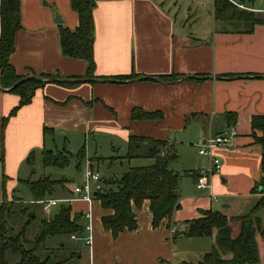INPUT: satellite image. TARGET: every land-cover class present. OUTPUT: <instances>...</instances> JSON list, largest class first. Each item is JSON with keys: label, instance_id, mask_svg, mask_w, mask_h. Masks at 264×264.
<instances>
[{"label": "crops", "instance_id": "crops-1", "mask_svg": "<svg viewBox=\"0 0 264 264\" xmlns=\"http://www.w3.org/2000/svg\"><path fill=\"white\" fill-rule=\"evenodd\" d=\"M213 1L97 0L93 11L94 82L69 87L47 83L36 90L29 104L20 108L16 95L0 89V206L13 198L33 203L28 189L29 194L19 191V185L21 180H31L34 174L27 163L29 155L33 153L35 158L41 152L42 157L49 139L52 144L58 139L62 151L72 156L70 164L71 160L76 162L74 156L82 149L84 158L80 166L84 164V171L89 165L101 179L113 180L129 168L142 167L131 165L132 161L154 163L143 156L128 157L130 138L166 142L177 155L170 169L181 175L187 172L198 175L210 163L198 154L197 141L228 132L231 127L236 131L231 146L213 151L221 164L219 172L208 178L215 200L196 189L194 177L183 176L179 181V208L156 229L152 228L145 201L140 209H133L136 230L124 231L114 239L101 224V219L111 211L101 208L95 193L90 204L74 200L73 189L62 179L63 185L56 186L45 201L73 200L65 205L71 208V218H77L82 231L75 234V239L69 235L70 241L79 242L83 248H73L69 261L81 260L80 250L85 249L88 264H197L212 249L216 232L207 240L184 236L171 240L168 228L174 226L177 232L184 231L187 223L201 218L203 212L218 210L230 219L231 237L235 238L240 222L234 218L246 215L243 212L252 205L251 201L256 200L255 205L259 200L260 195L253 194L252 189L261 177V151L251 136V119L264 116V25L255 26L250 33L243 24L235 25V29L230 28L231 22L217 25ZM227 1L264 20V0ZM19 2L21 29L15 34V50L9 60L16 74L58 76L71 82L84 78L87 63L65 58L60 49L59 26L69 30L78 26L70 0ZM182 4H195L207 11L193 17L179 16ZM56 14L61 23L55 22ZM118 76L137 78L122 83L96 79ZM158 76L171 79L159 80ZM134 114L152 117L134 118ZM228 115L235 117L233 125H229ZM45 129L50 132L44 133ZM92 136L107 139L111 153L122 150L123 144L125 154L98 155L97 147L89 151L86 142ZM72 140L84 141L76 154L68 149ZM135 144L145 149L148 145ZM122 159L129 160V164L120 177L104 176ZM80 175L82 183L84 172ZM51 208L41 204L31 212L35 215L41 212L42 220H50L58 212L48 216ZM88 210L92 215L90 247L84 243ZM26 220L25 216L19 221V232L23 230L24 236L30 226L23 227ZM256 242L259 264H264V239L256 235ZM56 250L53 248L50 253ZM68 260L53 263L67 264Z\"/></svg>", "mask_w": 264, "mask_h": 264}, {"label": "trees", "instance_id": "trees-1", "mask_svg": "<svg viewBox=\"0 0 264 264\" xmlns=\"http://www.w3.org/2000/svg\"><path fill=\"white\" fill-rule=\"evenodd\" d=\"M97 0H70L71 9L78 16V26L74 30L59 26V42L61 53L65 58L80 60L87 63V74L84 78L60 79L58 76H19L10 64V57L14 53L15 34L21 29L19 0H0V89H8L9 93L19 98L18 108L30 103L36 90L47 83H55L63 87L78 85L84 82H94V25L93 11ZM214 18L219 22H232L247 26V33L252 32L257 25H264V20L258 19L252 12L240 10L227 0H214ZM132 76H118L100 79L103 82L122 83ZM137 78V76H133ZM132 78V79H133ZM226 79L232 77H225ZM159 80H170V77L158 76ZM15 110L11 113L13 115ZM134 118H150L145 114H134ZM229 125L234 124L235 117L228 115ZM50 132L45 129L44 133ZM251 136L260 147L261 162L260 180L252 189L253 194L260 198L246 215L234 218L240 222V231L235 238L231 237V228L226 215L218 210L202 213V217L187 223L184 231L175 236L187 238H209L214 236L212 249L202 257L197 264H259L256 235L264 239V226L259 213L264 210V116L251 119ZM146 142L145 151L135 143ZM128 157H145L154 163L145 167L129 168L120 178L113 180L101 179V190L96 192L95 200L99 201L103 210L111 211L110 215L101 219L102 227L111 233L115 239L124 231H134L137 222L133 209H140L145 201L148 202L151 213L152 228L156 229L160 223L172 216L179 208V181L183 176H192L196 181L197 175L187 172L179 174L170 169V164L177 159L176 152L166 142L148 138H130ZM133 149L137 152L132 153ZM143 151V153H141ZM143 155H139V154ZM138 154V155H137ZM71 155L64 151H42V165L44 167L66 168L70 164ZM77 168L84 158V150L74 156ZM34 154L31 153L27 163L33 166ZM33 174V171L31 172ZM33 197L31 204L13 198L0 206V264H7L6 253L18 256L17 264H63L50 263L49 256L42 258L36 249L44 244L49 237L57 235H75L82 231L77 218H71V208L60 205L58 212L50 220H42L39 234L34 240V248H27L24 231L13 234V223H19L26 216L23 224L26 228L36 215L31 212L39 207L40 202L52 196L54 188L63 185L64 180L53 181L47 177L36 181L21 180ZM114 187V189L112 188ZM43 205V204H42Z\"/></svg>", "mask_w": 264, "mask_h": 264}, {"label": "rangeland", "instance_id": "rangeland-1", "mask_svg": "<svg viewBox=\"0 0 264 264\" xmlns=\"http://www.w3.org/2000/svg\"><path fill=\"white\" fill-rule=\"evenodd\" d=\"M192 6V10L190 11L189 9H191L190 7ZM207 11V8L201 9V7L194 5H184L182 4L180 6V10H179V16H196L199 14H205ZM204 16V15H203ZM204 19H202L200 21L201 26L205 23ZM220 22L217 21V25ZM227 23V22H226ZM231 26L230 28H234L235 29V25H237L238 23H232L231 22ZM203 27V26H202ZM60 141V139H59ZM87 144V149L89 151H94V149H98L99 154L98 155H110L113 154V156H123L124 153V145L121 144L122 146V150L119 149V151L117 150L116 153H111L109 151V143H107V139H100L99 137H95L92 136L91 138H89L86 142ZM84 145V141H74L72 140V145L70 148H68L72 153H77V151L80 150V148ZM47 150L56 152V151H62V144L58 142V139H56V144H52L51 139H49V144L47 147ZM143 151H145V148H143ZM137 152V150L133 149L132 153ZM93 156V154H91ZM117 156V157H118ZM34 165L32 166V170L34 171V174L31 176V180L32 181H36L39 178H43V177H47L51 180H62V179H66V185H68L69 188H71V190L73 189L74 186L79 185L81 183V175L80 173L84 172V164H81L80 168L76 167V162H74V160H71V164L69 167L67 168H55V167H44L42 165V157H41V152H38L35 155L34 158ZM131 165H139L142 167L145 166H149L151 164H147V161L145 160H135L131 162ZM129 164V160L126 159H122L121 163H116L113 167H111V169L106 172H104V176L106 175H115L116 177H120L122 175V173H124L128 167ZM81 170V171H79ZM103 171V169L101 170ZM19 191H24L27 194H29V192L27 191L26 187L23 186L22 184L19 185ZM93 201V200H92ZM256 200H252L251 204L248 209L246 210V212L243 213H248L250 211V209L252 208V206L254 205ZM58 208H51V213L48 216H52L57 210ZM259 218H261L262 220V225L264 226V210L261 211L259 213ZM43 214L41 212L37 211V215L35 217L34 220L31 221L30 226L28 227L26 234H25V238L27 240V243H25V246L27 248H34V239L36 238V236L39 234V228H40V223L43 219ZM46 218V217H45ZM171 226L168 228V230H170ZM12 229H13V234H17L19 232L20 229V225L19 223H13L12 225ZM181 232V231H180ZM177 234V231H176ZM175 234V235H176ZM173 235V238L174 236ZM182 237L181 236H177V240H180ZM173 240V239H172ZM204 240H207V238H204ZM57 242V243H56ZM55 243V244H54ZM56 244H58V246H56ZM192 244V243H189ZM63 245L64 247L62 249H60L59 247ZM78 247V248H83L82 245H80L79 242H72L70 241V236L67 234H63V235H58L53 237V239L51 238H47L44 245H41L39 248L36 249V253L37 255H39L42 258H45L47 255L50 257V263H53L54 261H64V260H68V257L70 255V253L73 251L72 249ZM53 248H57V250L55 251V253H50L52 251ZM82 252L81 254V260H78L77 258H73L72 260H68L69 262L67 264H88L87 263V258L85 255V249H81L80 250ZM194 251V250H191ZM79 253V252H78ZM176 259H178V257H175ZM189 259H193V258H189ZM6 260H7V264H17L18 262V256L7 252L6 253ZM186 262H195L194 260H185ZM182 264V263H180Z\"/></svg>", "mask_w": 264, "mask_h": 264}, {"label": "built area", "instance_id": "built-area-1", "mask_svg": "<svg viewBox=\"0 0 264 264\" xmlns=\"http://www.w3.org/2000/svg\"><path fill=\"white\" fill-rule=\"evenodd\" d=\"M241 8V6H240ZM236 136V131L233 127L229 128L228 132L218 134L216 136H208L200 138L196 146L198 148V154L202 157H205L209 160L210 165L207 168L201 170L196 178L195 187L197 190L204 192L209 198L215 200V198L210 193V183L208 178L218 173L221 164L220 160L213 154V151L219 147H229L231 146V142L233 138ZM101 177L100 175L92 170V168L87 165L84 171V180L80 185H77L73 188L72 193L75 195L74 200H79L86 202L88 204L92 203L94 199L93 193L101 190ZM71 199L68 200H47L40 202L44 204L46 207H54L58 205L69 204ZM91 211L85 213V218L88 220V223L84 227V231L87 234V237L84 241L85 246L90 247L92 244V225H91ZM176 234V228L171 226L169 230V235L171 240L173 239V235ZM77 235H72L71 239H75Z\"/></svg>", "mask_w": 264, "mask_h": 264}, {"label": "water", "instance_id": "water-1", "mask_svg": "<svg viewBox=\"0 0 264 264\" xmlns=\"http://www.w3.org/2000/svg\"><path fill=\"white\" fill-rule=\"evenodd\" d=\"M55 22L56 23H61L62 22L61 18L58 16V14L55 15ZM95 195H96V193L94 194V196Z\"/></svg>", "mask_w": 264, "mask_h": 264}]
</instances>
